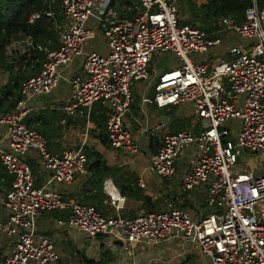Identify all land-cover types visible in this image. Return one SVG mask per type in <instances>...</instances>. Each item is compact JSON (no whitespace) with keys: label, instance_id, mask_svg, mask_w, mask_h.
Segmentation results:
<instances>
[{"label":"built area","instance_id":"2783aa9c","mask_svg":"<svg viewBox=\"0 0 264 264\" xmlns=\"http://www.w3.org/2000/svg\"><path fill=\"white\" fill-rule=\"evenodd\" d=\"M108 1L62 0L60 19L51 11L32 13L29 26L42 17L52 20L57 49L50 48V40L44 45L31 35L12 40L6 48L11 54L16 47V54L26 56L39 51L44 60L38 72L20 82L21 99L0 112V164L11 178L0 235L14 243L0 264L58 263L53 240L36 227L43 213L55 211L67 212L57 220L59 228L90 238L112 236L125 251L189 242L203 264H264V0H251L240 23L222 17L209 35L177 17L178 0H136L123 17ZM163 56L172 64L158 73L152 66ZM77 61L80 72L67 78ZM6 79L0 68V87ZM61 81L70 91L60 107L59 124L73 125L78 118L85 130L78 135L76 150L59 155L48 150L45 137L25 119L32 103L54 93ZM140 82L152 88L157 109L188 107L196 119L195 130L161 132L163 125L155 127L161 134L149 170L170 183L188 152L178 191L181 196L203 191L205 214L168 207L127 218L121 214L124 198L105 183L113 210L105 216L94 206L65 201L60 192L88 175L83 149L94 106L106 110L110 148L125 155L139 152L125 119L133 87ZM249 155L256 164L249 165ZM32 156L44 174L40 186L28 163ZM138 185L145 187L141 181Z\"/></svg>","mask_w":264,"mask_h":264},{"label":"crops","instance_id":"0c3cea01","mask_svg":"<svg viewBox=\"0 0 264 264\" xmlns=\"http://www.w3.org/2000/svg\"><path fill=\"white\" fill-rule=\"evenodd\" d=\"M128 2L130 3L129 5H131L132 3L135 4L136 0H125L124 5H121L122 10L119 12V8L117 9L116 4H114L115 0L108 1V7L116 11L118 17H123L125 8L129 6L127 5ZM23 36L22 34H18L13 40H20ZM95 37L100 38V35H95ZM98 47L102 49L101 46L98 45ZM10 52L11 54L7 53L10 59L15 56H20L16 54V47L10 49ZM72 67L66 75L67 78L71 77L75 72H80L78 64L75 66L72 65ZM28 74L35 73L31 72ZM68 89L69 87L61 97L48 100H41L40 97L31 105L30 115L38 112H45L48 115L52 112L58 113V119L56 118V121L50 122L48 127H44V133L41 134L45 137L47 143L50 144V152L59 155L76 150L81 142L78 135L80 131L83 132L85 130L84 120L78 118L73 125L69 122L66 126L59 124L61 116L60 107L64 101L67 100L70 91ZM152 99V88L142 82L135 84L132 90L130 111L126 116L125 123L139 143L140 150L136 155H125L120 151L111 149L110 146L108 147L107 145L104 146L101 144V139L98 137H104L106 134L104 124L106 110L100 105L94 106L91 113H94L96 116L102 115L104 117V123H101L100 127L90 121L87 129L85 147L89 148L91 151L99 152L102 155V159H97L100 160L97 165L119 169L120 172L115 178L116 181H118L120 185H129L133 189L127 192L126 195H122L114 180L107 178L102 184V195L98 196L95 194L87 184L91 176L89 168L92 167H90V165L97 160L90 159L88 161L87 158V177H78L70 187L60 190L65 201L94 206L100 214L105 216L112 215L113 210L109 204V197L103 190L104 184L110 183L119 195L124 198V202L121 204L123 207L121 214L127 218H135L145 213L165 210L168 207L181 208L193 213L200 212V214H205L208 211L203 202V191H192L184 196H181L180 191H178L182 173L179 169V165H185L188 152H186V154L182 156L180 162L177 163L175 177L170 183L162 182L156 174L149 170L152 158L159 147V136L154 132L155 127L163 125L161 132H174L172 130V125L175 120L189 121V126L183 130H195L197 126L195 123L196 119L188 107L186 108L190 111L189 114L185 115L183 118L175 119L171 114L172 108L169 110L157 109ZM64 142L67 143L65 144ZM66 145L70 148H66ZM33 158V156L29 157L28 163L37 178L36 186H40L43 179L41 180L36 174L35 169L38 167ZM120 175H122L123 181H119ZM140 181L144 183V188L138 185ZM132 183H134V185H132ZM10 186L11 178L6 174L0 164V220L3 222L7 220L4 210V201ZM134 189L136 191H134ZM140 192L150 197L153 208H147L143 201L138 198L140 197ZM66 215L67 212L65 211L43 213L36 221L38 232L49 236L59 250L60 260L56 264H157L160 262L165 263L166 261L176 264H196L197 258L195 259L194 256L186 251V245L184 244L182 245L183 247L167 244L166 246L157 248H148L138 245L125 251L122 249L120 242L112 236L90 238L73 228H59L56 224L57 220L64 219ZM13 244L12 239L0 235V262L4 255L11 252ZM178 248L181 250L180 254L176 253ZM194 253L198 255L195 250Z\"/></svg>","mask_w":264,"mask_h":264},{"label":"trees","instance_id":"16d2710c","mask_svg":"<svg viewBox=\"0 0 264 264\" xmlns=\"http://www.w3.org/2000/svg\"><path fill=\"white\" fill-rule=\"evenodd\" d=\"M62 0H0V68L7 73V79L4 85L0 87V112L11 110L15 103L21 99L20 82L27 76L28 73H36L39 71L44 60L42 52L33 51L30 56L26 55L15 56L10 59L7 55L6 48L11 43L13 38L18 34L31 35L36 42H41L46 45V41L50 40L53 44L52 49H57L60 44L58 35L53 30L52 20L42 17L36 21L34 25H28V18L32 13L39 12L41 14L51 11L56 19L60 18V3ZM130 3L128 2L127 5ZM261 6L264 2L260 3ZM112 6V5H111ZM251 6V0H180L179 7L184 10L189 21H183L190 24L198 30L209 35L213 30V25L222 17L231 16L236 22L240 23L243 20L244 12ZM58 113L38 112L29 115L25 122L27 125L36 128L40 133H44V127H48L50 122L58 119ZM57 118V119H56ZM90 121L101 127L104 123L102 115L96 116L90 114ZM172 125L174 132H179L189 126V121L175 120ZM101 144L109 147L108 139L105 136H99ZM50 144L48 150L50 151ZM88 161L90 159H102L99 152L91 151L84 147ZM120 170L107 166L95 165L89 168L90 179L88 186L91 191L98 196L102 195V184L107 178L114 180L118 185L122 195H126L131 191L129 185H120L116 181V176ZM122 180L120 175L119 181ZM123 181V180H122ZM134 185V183H132ZM134 191H136L134 189ZM141 193V192H140ZM140 198L147 208H153L150 197L140 194Z\"/></svg>","mask_w":264,"mask_h":264},{"label":"rangeland","instance_id":"374dc122","mask_svg":"<svg viewBox=\"0 0 264 264\" xmlns=\"http://www.w3.org/2000/svg\"><path fill=\"white\" fill-rule=\"evenodd\" d=\"M117 1V2H116ZM179 1L180 0H178L177 1V9H178V14H177V17L181 20V21H189V16H188V14L184 11V10H182V9H180V7H179ZM120 2H122V3H120ZM124 2H125V0H115V3L114 4H116V7H117V9L119 8V10H118V12L120 11V10H122V8H121V5H124ZM94 39H98V37H94ZM232 41L234 42V43H239V41L238 40H236V39H234V38H232ZM104 41H98V40H94V44H101V43H103ZM155 63H154V65L152 66V68H153V70L154 71H156V72H160V71H164V70H168L169 69V67L171 66V64H172V61H171V59L168 57V56H163V57H156L155 58ZM78 64V61L76 62V63H74V66L75 65H77ZM73 68V67H72ZM75 69H76V67H75ZM69 86L66 84V82L65 81H61V83H60V86H59V88L57 89V91H55L54 93H52V94H50V95H48V96H44V97H41V100H48V99H52V98H56V97H61L64 93H65V91L67 90V88H68ZM144 87V86H143ZM68 90H70V89H68ZM140 91V90H139ZM190 113V111L186 108V107H181V108H172V116H173V118H175V119H180V118H183L185 115H187V114H189ZM158 136L161 134V133H156ZM64 141V140H63ZM63 141H62V143H63ZM65 143V142H64ZM67 143V142H66ZM65 143V144H66ZM54 145V144H53ZM52 145V146H53ZM66 148L68 147V145H66L65 146ZM64 147V148H65ZM63 148V149H64ZM68 148H70V147H68ZM185 153H183L182 155H184ZM259 156H257V158H258ZM248 160H249V165H254V164H256L257 163V159H255L253 162H250L251 161V158H252V155H249L248 157ZM180 167H179V169H180V171H183L184 170V168H185V165H179ZM35 171H36V174H37V176L42 180L43 179V172L42 171H40L38 168H36L35 169ZM185 241L184 240H181V243L183 244ZM177 246V245H176ZM186 251L188 252V253H190L192 256H194L195 257V259L197 260L196 261V264H203L202 263V260L200 259V257H199V255H195V253H194V250H193V248L191 247V245H190V243L189 242H187V245H186ZM180 252H181V250H180V248H178L177 250H176V253L177 254H180Z\"/></svg>","mask_w":264,"mask_h":264},{"label":"water","instance_id":"95a60500","mask_svg":"<svg viewBox=\"0 0 264 264\" xmlns=\"http://www.w3.org/2000/svg\"><path fill=\"white\" fill-rule=\"evenodd\" d=\"M99 162L100 160L94 161L93 163H91L90 167H93L94 165L99 164ZM101 236H102L101 234L97 235V237H101Z\"/></svg>","mask_w":264,"mask_h":264}]
</instances>
